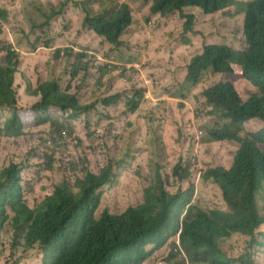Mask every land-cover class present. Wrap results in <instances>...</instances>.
<instances>
[{
    "label": "rangeland",
    "instance_id": "374dc122",
    "mask_svg": "<svg viewBox=\"0 0 264 264\" xmlns=\"http://www.w3.org/2000/svg\"><path fill=\"white\" fill-rule=\"evenodd\" d=\"M82 1L0 0V7L9 13L8 19L0 23V65L2 69L15 70L14 109L23 124L22 136L0 133V170L12 162L25 167V198L33 209L66 183L77 192L76 181L84 178L85 168L98 174L110 164L115 168L114 181L111 190L102 195L95 217L104 210L122 214L143 203L145 190L158 181L164 188H170L172 194L189 189L193 182V205L202 209L222 206L221 188L214 180H206L204 174L211 168L231 169L239 147L231 142L205 143L207 129L220 128L223 121L208 114L212 108L206 104L202 92L219 82L231 81L243 99L248 100L257 89L246 80L240 66H235L231 74L206 71L194 87L184 83L182 69L194 55L202 53L205 45L244 50L247 47L242 31L244 13L236 6L209 15L199 8L187 7L185 11L195 17L192 31L187 33L179 23L163 26L146 23L148 7L138 0H114L115 11L119 9L118 2L132 6L138 26L142 27L135 38L140 37V42L150 39L157 44L148 60L153 68L156 58L160 71L159 74L151 69L146 71L149 63L142 61L128 64L133 77H122L119 64L113 58L103 57L105 47L101 53H91L92 66L79 56L78 52L91 42L89 34L79 31ZM53 10L65 13L49 18ZM175 45L184 50L177 52ZM5 47H11L19 55L13 61H18V65H6ZM71 48L73 53L64 54V50ZM98 58L101 61L97 64ZM103 63L107 64L106 71L99 74L97 69ZM45 82H56L63 91L76 94L84 110H70L63 117L54 111L46 115L38 112L34 108L39 101L35 92ZM182 89L186 99L173 96L175 90L180 93ZM113 95H119V100L104 105L103 101ZM134 95L133 103L129 102ZM11 115V110L0 109V130ZM60 130L70 137L55 145L50 136L58 137ZM191 130L195 144L189 141ZM176 167L185 182L174 176ZM186 173L189 177L185 179ZM258 201L264 215V190ZM184 215L166 229L162 239L173 236L164 245L148 247L156 249L143 264H173L176 259L185 260L186 264H211L192 262L185 249L182 254L176 251L180 242V232H176L181 229ZM260 240L264 242V236ZM250 241V237L236 234L222 242L221 247L231 258L251 251L256 264H264V246H258L259 252H255L249 247ZM27 254L20 264H41L44 251L35 245ZM7 255L8 251L0 255V264H9Z\"/></svg>",
    "mask_w": 264,
    "mask_h": 264
},
{
    "label": "trees",
    "instance_id": "16d2710c",
    "mask_svg": "<svg viewBox=\"0 0 264 264\" xmlns=\"http://www.w3.org/2000/svg\"><path fill=\"white\" fill-rule=\"evenodd\" d=\"M138 1L148 7L146 23L153 22L154 26L179 23L188 32L192 31L194 15L185 11L187 7L199 8L209 15L236 6L244 13L242 31L247 44L244 50L236 51L227 45H205L202 53L194 56L184 68V83L194 87L202 81L206 71L231 74L235 66H240L246 80L257 89L248 100H244L236 85L225 81L207 88L202 94L206 104L212 108L208 114L223 121L220 128L207 129L205 143L231 142L239 147L231 169L212 168L204 174L206 180H214L221 188L223 205L209 209L193 205V182L189 189L172 194L170 188H164L158 181L145 190L143 203L128 208L122 214H110L104 210L95 217L102 195L111 190L114 181L115 168L110 164L98 174L85 168L84 178L76 181L77 192L66 183L33 209L25 198V167L12 162L0 170V255L8 251L9 264H20L35 245L44 251L41 264H143L153 249L160 248L173 236L162 239L171 223L180 221L182 213L185 215L176 234L181 231L180 245L183 251L186 250L189 260L194 263L256 264L251 251L231 258L225 254L221 243L241 234L251 238L249 247L255 252H259L258 246H264L260 240V236H264L261 230L264 215L258 201L264 190V0ZM114 5V0L81 2L83 18L79 31L89 34L91 42L78 53L92 66L94 57L91 53H101V48L105 47L103 57L113 58L119 64L117 67L122 77H133L128 64L144 61L146 49L153 42L150 39L140 42V37L135 38L141 28L136 25L130 4L118 2L117 11ZM63 13L65 10H53L49 18ZM8 16V11L0 7V23ZM5 48L6 65H18V61H13L19 55L11 47ZM73 51L72 48L67 49L64 54ZM2 68L0 65V109L11 110L12 115L0 133L4 131L10 136H22L23 124L14 109L17 104L13 88L15 70ZM106 68L107 64L103 63L97 71L102 74ZM147 69L152 70V67L148 65ZM182 91L175 90L173 96L186 99ZM35 94L39 101L34 108L44 115L54 111L63 117L70 110H84L76 94L63 91L56 82L40 84ZM119 97L113 95L103 103L112 105ZM134 100L135 95L129 102ZM193 130L189 141L195 144ZM66 136L67 133L60 130L58 137L55 134L50 137L57 145ZM189 169L193 176L190 163ZM174 176L179 177V182H185L178 167ZM188 177L189 173H186L184 178ZM180 210L181 214L178 213ZM151 246L156 248L148 249ZM173 264L186 262L176 259Z\"/></svg>",
    "mask_w": 264,
    "mask_h": 264
},
{
    "label": "crops",
    "instance_id": "0c3cea01",
    "mask_svg": "<svg viewBox=\"0 0 264 264\" xmlns=\"http://www.w3.org/2000/svg\"><path fill=\"white\" fill-rule=\"evenodd\" d=\"M175 49L177 52H181L184 50V48L181 46V45H175ZM153 51H156V44L152 43L151 46H148L147 49H146V56H145V62H147V57L150 56V54H152ZM156 58L154 59L153 61V68L152 70L157 72L158 74L160 73V71L158 69H155V68H158L157 64L156 63ZM146 71H148L147 67H146Z\"/></svg>",
    "mask_w": 264,
    "mask_h": 264
},
{
    "label": "clouds",
    "instance_id": "9594fccd",
    "mask_svg": "<svg viewBox=\"0 0 264 264\" xmlns=\"http://www.w3.org/2000/svg\"><path fill=\"white\" fill-rule=\"evenodd\" d=\"M133 16H134V12H133ZM135 18V17H134ZM194 19H195V17H194ZM135 22H136V25L138 26L139 24L137 23V20L135 19ZM192 23H193V21H192ZM140 28H142L141 26H139ZM184 31L185 32H187V33H189L188 31H186L185 30V27H184ZM191 33V32H190ZM157 45V44H156ZM195 56V55H194ZM99 61H101V58H98V62H97V64L99 63ZM143 63H149L148 65L150 66V62H149V60L147 59V62H145V60L143 61ZM138 65L136 64V67H137ZM135 67V66H134ZM185 68V67H184ZM184 68L182 69V71H183V74H184V77H185V70H184ZM137 69V68H136ZM139 71H140V69H138ZM209 88V87H208ZM206 90V89H205ZM255 93H256V91H255ZM202 94H203V92H202ZM204 98V97H203ZM205 99V98H204ZM201 135H202V132H201ZM212 169V168H211ZM178 209V208H177ZM176 209V210H177ZM262 231H264V226H263V228H262ZM180 233H181V231H180ZM180 233H179V236H178V241H180ZM176 251L179 253V254H182V253H184L183 252V249H182V247H181V245H180V242H179V247L176 249Z\"/></svg>",
    "mask_w": 264,
    "mask_h": 264
}]
</instances>
